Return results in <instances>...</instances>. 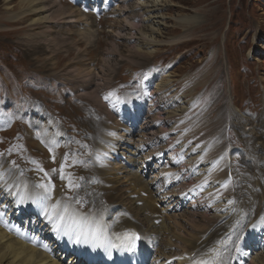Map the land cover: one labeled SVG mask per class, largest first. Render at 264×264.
Listing matches in <instances>:
<instances>
[{"label":"rangeland","instance_id":"rangeland-1","mask_svg":"<svg viewBox=\"0 0 264 264\" xmlns=\"http://www.w3.org/2000/svg\"><path fill=\"white\" fill-rule=\"evenodd\" d=\"M106 1L108 0H89L91 7L87 6L88 11L94 16H104L113 7L104 8ZM136 1H127L126 10H130V7L132 9L131 5ZM57 4L60 5L59 2ZM160 4L165 27L159 38V46L148 57L134 54L135 43L127 33L131 28L138 30L140 21L133 19L131 12L125 13L122 20L118 18L120 15L109 17L98 24H92L87 30L82 28L81 31L73 23L62 27L60 23L52 22L49 23L47 32L40 26L30 25L34 16L23 13L21 0H0V123L15 119V124L9 129L0 131V163L12 169H0V185L5 184L11 188L5 196L15 192L22 184V180L18 178L24 175L31 177L29 186L33 187L37 178L33 171H27L33 163L31 159L46 166L47 170L55 168L61 154L52 158L46 154L55 138L52 131L61 135L74 123H77L80 130L92 125L91 121L78 123L82 115L80 106H70L67 103L63 97L65 90H74L77 86L85 88L93 84L85 89L81 99L86 104L96 105V98L107 89L115 87L119 81L127 80L133 74L140 75L150 68H161L169 76L162 79L171 78V90L178 93L179 104L185 102L189 106L180 117L182 129L178 133L185 132L187 137H184V141L201 139L213 142L220 153L218 167L222 173L219 172V175L225 176L227 172L230 174L229 185L223 192L234 190V180L237 182L232 211L237 208L238 200L241 203L238 207L243 209L252 202L253 210L246 215L245 226L257 218V211L264 212V203L260 201V193L264 192V156L261 151L256 153L259 149L256 148L258 141L262 145L261 138H264V123L259 125L260 121L245 115L246 111L264 115V0H161ZM56 7L49 14L54 13ZM178 16L184 17L180 20V25L174 23L173 19ZM122 25L127 30H121ZM249 58L252 59L248 61ZM242 62H247V65H242ZM240 67H244L246 72L248 70L250 75ZM217 90L223 92L225 104L222 107L234 114L232 122L239 125L238 128L226 127L229 120L226 112H216L219 103L213 93ZM74 96L79 97L78 93ZM177 99L170 103L169 109L176 110L179 105L175 103ZM156 100L164 102L159 96H156ZM231 108L240 114L237 116ZM118 110L121 112L122 108L118 107ZM23 112L39 113L45 117L46 123L39 130L32 131L19 117V113ZM138 114L137 125L145 117L142 110ZM131 116L130 113L126 117L122 113L113 114L114 119L108 126L109 132L130 133L133 138H139L134 131L136 124L131 123ZM159 121L162 123L161 119ZM114 124L119 125L114 127ZM222 125L227 134L216 137V129ZM251 125L254 126L253 131H259L261 137L247 136ZM44 131L47 132L46 136L43 135ZM82 134L88 135L86 130ZM17 142L23 143L22 151ZM113 143L111 140L103 143L100 159L102 164L111 162V171L106 177L109 182L107 194L112 197V205L102 219H114L118 230L124 229L128 233L137 230L149 239L151 234L144 232L146 223L139 213L141 208L157 226L163 225L168 231L165 236L157 233L154 242L148 240L145 243L143 264L169 263L170 254L178 253L177 248H167L168 238L171 236L169 230H176V225L188 230L186 222L197 223L204 220L209 216L203 211L207 201L200 199L199 189L195 188L198 195L195 202L198 206L192 210L181 208L177 212L180 216L175 218L174 209H167L166 202H160L166 194L164 186L169 177L164 175L165 171H145L141 166L142 158L136 159L134 156V147L123 145L121 149H116ZM226 144H235L229 146L231 154V151H225ZM242 148L249 154V161L243 165L233 164L231 168L228 164L232 160L230 156ZM11 152V156H8ZM111 156L115 159L111 160ZM22 171L27 172L21 173ZM135 175L139 181L132 180ZM121 196L125 198L122 199ZM126 200L131 203L136 200L141 207L132 209ZM3 203L4 201H0V206ZM3 216L0 208V218ZM11 217L14 218V215ZM23 227L27 228L26 223ZM193 232L197 230L193 229ZM197 252L199 251L190 253V259L196 258ZM229 263L249 264L241 262L237 254L230 258ZM250 264L253 263L250 261Z\"/></svg>","mask_w":264,"mask_h":264},{"label":"bare ground","instance_id":"bare-ground-1","mask_svg":"<svg viewBox=\"0 0 264 264\" xmlns=\"http://www.w3.org/2000/svg\"><path fill=\"white\" fill-rule=\"evenodd\" d=\"M127 1L129 0H108L104 8L113 7L109 9V13L101 17L94 16L88 11L87 6L91 7L88 4L89 0H21V7L25 15L35 17L30 21L31 26H40L47 32H49V23L52 22H58L62 27L73 23L76 24V29L81 31L82 28L87 30L92 24H98L109 17L120 15L121 17L118 18L122 20L125 13L131 12V17L140 21L138 30L131 28L127 33L135 43L134 54L149 57L159 46V38L165 27V21H163L165 17L161 13V0H137L131 5L130 10H126ZM55 2H59L60 5L57 3L54 5ZM54 7H56L54 13L49 14ZM173 19L174 23L180 25V20L184 17L178 16ZM121 30L125 31L127 27L122 25ZM251 59L249 58L248 61ZM244 64L245 62H242V65ZM241 69L244 70V67ZM164 76L169 77L161 68H150L140 75L133 74L127 80L116 83L115 87L102 92L96 98V105L86 104L81 99L85 89L93 84L85 88L77 86L74 90L64 91L63 97L70 106H80L82 115L78 123L91 121L92 125L80 130L77 123H74L61 135L52 131L55 138L46 154L51 158L61 154L59 162L53 170H47L46 166L31 159L33 163L27 171H33L37 178L33 187L29 186L31 177H25V175L18 178L22 180V184L11 195L5 196L11 188L6 187L5 184L0 185V201H4L1 208L9 212L0 218V264H143L145 243L148 240L154 242V236L157 233L165 236L168 231L163 225L157 226L153 219L144 214L136 200L132 203L126 200L127 205L132 209L140 208L139 213L146 223L144 232L151 234L149 239L141 236L138 252L131 253L129 243L125 239V233L128 232H124V229L118 230L114 219L110 218L106 221L102 219L112 205V197L107 194L109 182L106 177L110 174L111 162L102 164L100 161L103 143L108 140L114 142L116 149L123 145L134 147V156L136 159L142 158L141 166L145 171L157 169L165 171L164 175L169 177L164 186L165 199L160 202H166L167 209H174L175 218L180 216L177 212L181 208L192 210L198 206L195 202L198 197L195 188L199 189L200 199L207 201L203 211L209 216L201 222H186L188 230L178 225L176 230H169L171 236L168 238L167 248H177L178 253L170 254L169 263L155 264H172L173 262L200 264L201 261H208L209 264H230V258L236 254L239 255L241 262L264 264V224H260L264 212L254 211L257 218L245 226L246 215L253 210L252 202L245 205L243 209L241 206L238 207V204H241L238 200L237 208L232 211L233 197H235L233 193L237 182L234 181L233 191L223 192L227 188V179H230V176L229 173L226 174L227 178L223 174L219 175L221 171L218 167L220 164L218 154L220 153L213 142L201 139L184 141V137H187L185 132L178 133L182 129L181 123L179 124L180 117L189 106L185 105V102L179 104L178 93L171 90L173 86H171V78L162 79ZM159 79L162 80L158 82ZM187 84L190 85V83ZM76 93L79 97L74 96ZM155 95L163 98L164 102L162 100L157 102ZM213 95L219 103L216 112H226L229 117L225 126L238 128L239 125L232 122L234 114L222 107L225 104L223 92L217 90ZM231 97L235 103L233 96ZM176 99L175 103L179 104L176 110L169 109L170 103ZM118 107L122 108L121 112ZM141 110L145 113V117L137 125L138 113ZM231 110L237 116L240 114L233 108ZM121 113L124 117L129 113L132 115L131 123L136 124L135 131L139 138L133 139V136H125L122 133H109L108 126L114 119L113 114L121 115ZM245 115L260 121L259 125L264 123V115L260 112L256 114L254 111H246ZM19 117L32 131L39 130L40 126L46 123L45 117L36 112L19 113ZM243 118L246 120L245 117ZM158 119H161L162 123ZM12 124H15V119L0 123V131L9 129ZM118 125L114 124V126ZM253 127L251 125V131L247 136L261 137L259 131H253ZM224 129L223 125L217 128L216 137L226 135ZM84 130L88 135L82 134ZM109 134L111 138L108 137ZM43 135L46 136L47 132L44 131ZM261 142L262 145L258 141L256 148L259 147V149L256 153L261 151L264 156V138H261ZM20 145L22 151L24 145L21 142L18 143V146ZM233 145L235 144L227 146L228 151H231L229 146ZM11 154L12 152L8 156ZM231 157V168L233 164L243 165L249 161V154L243 148ZM110 159L114 160L115 157L111 156ZM130 160L133 159L130 158ZM162 165L164 166L161 168ZM262 165L264 166V162ZM1 168L12 170L0 163ZM62 175L64 179L61 178ZM56 180H59L57 184H55ZM132 180L136 182L139 178L135 175ZM119 182L124 183V181ZM39 185L45 187L41 188ZM260 194V201L264 203V192ZM121 198L125 197L121 196ZM12 215L14 218L11 217ZM24 223L27 228L23 227ZM193 229L197 232H193ZM136 232L139 233L136 230L131 231V233ZM77 240L79 243L76 242ZM197 247L200 249L197 250ZM193 251H199L198 255L190 259L188 255Z\"/></svg>","mask_w":264,"mask_h":264},{"label":"snow or ice","instance_id":"snow-or-ice-1","mask_svg":"<svg viewBox=\"0 0 264 264\" xmlns=\"http://www.w3.org/2000/svg\"><path fill=\"white\" fill-rule=\"evenodd\" d=\"M106 99H107V97H106ZM61 178L64 179L65 177L62 175ZM39 187L44 188L45 186L39 185ZM47 190L48 189H46V191ZM260 224H264V217L261 218ZM253 227H256V225H253ZM125 239L129 243V246H130L129 250H131V248L135 246V242L137 240H139L140 237L136 233H125ZM76 242L79 243V240H77ZM200 264H209V262L208 261H201Z\"/></svg>","mask_w":264,"mask_h":264}]
</instances>
